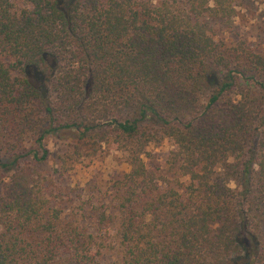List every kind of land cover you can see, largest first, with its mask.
Instances as JSON below:
<instances>
[{
  "label": "trees",
  "instance_id": "16d2710c",
  "mask_svg": "<svg viewBox=\"0 0 264 264\" xmlns=\"http://www.w3.org/2000/svg\"><path fill=\"white\" fill-rule=\"evenodd\" d=\"M235 17L231 0H0V264H101L115 240L113 264H264V46ZM50 136L68 140L58 177L124 154L71 220L37 169Z\"/></svg>",
  "mask_w": 264,
  "mask_h": 264
},
{
  "label": "rangeland",
  "instance_id": "374dc122",
  "mask_svg": "<svg viewBox=\"0 0 264 264\" xmlns=\"http://www.w3.org/2000/svg\"><path fill=\"white\" fill-rule=\"evenodd\" d=\"M236 14L235 21L242 31V34L250 39L253 43H260L264 46V0H231ZM66 142L62 137L50 136L46 139L45 146L48 149L49 155L47 160L37 167L41 170L42 174L46 177H52L54 184L59 188H67L70 191L67 193L69 196L66 202L55 204L63 206L61 209L60 218L64 221L74 219L77 216L75 206L78 201L71 202L69 198L76 197L77 195L85 198V189H89V194L94 193L96 190H108L110 175L116 172L125 171L127 166L124 163V154L113 148H103L96 159H82V161L75 165L72 170L66 172L61 177L54 176L53 172L57 169L55 164V155L65 148ZM170 148V143L163 140L157 146H151L148 151L152 158H155V163L163 160L164 154ZM9 174V172H6ZM108 191H106V194ZM105 192L103 196L106 195ZM66 195H63L65 197ZM93 199H90L92 201ZM79 224H82L88 231L92 229L91 219L85 215L79 216ZM86 229L85 232H86ZM116 240L108 243L102 249L101 264H109L116 261L118 253H116ZM70 263L65 262L63 264Z\"/></svg>",
  "mask_w": 264,
  "mask_h": 264
},
{
  "label": "water",
  "instance_id": "95a60500",
  "mask_svg": "<svg viewBox=\"0 0 264 264\" xmlns=\"http://www.w3.org/2000/svg\"><path fill=\"white\" fill-rule=\"evenodd\" d=\"M66 264H77V263L70 262V263H66Z\"/></svg>",
  "mask_w": 264,
  "mask_h": 264
}]
</instances>
